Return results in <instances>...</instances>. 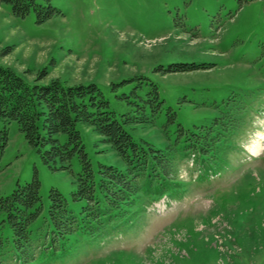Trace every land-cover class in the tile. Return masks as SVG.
I'll list each match as a JSON object with an SVG mask.
<instances>
[{
  "label": "rangeland",
  "instance_id": "1",
  "mask_svg": "<svg viewBox=\"0 0 264 264\" xmlns=\"http://www.w3.org/2000/svg\"><path fill=\"white\" fill-rule=\"evenodd\" d=\"M35 2L50 3L54 14L37 23L33 11L18 18L0 3V66L29 83L41 70L67 85L94 83L118 119L126 108L119 95L136 88L144 96L154 85L176 122L163 111L152 126L124 128L137 144L176 145L177 181L166 196L152 195L156 186L143 181L121 215L80 225L52 245L45 240L49 191L56 188L80 221L85 202L71 196L80 164L74 158L70 170H49L16 123L0 121L8 134L0 195L34 171L41 185L43 211L31 226L36 256L27 264H264V0ZM181 65L196 69L175 71ZM232 96L248 108L238 129L209 156L184 150L177 124L186 135L208 126ZM76 128L95 172L99 164L125 171L89 127ZM165 198L166 208L150 206ZM3 219L0 212V264H25Z\"/></svg>",
  "mask_w": 264,
  "mask_h": 264
},
{
  "label": "trees",
  "instance_id": "2",
  "mask_svg": "<svg viewBox=\"0 0 264 264\" xmlns=\"http://www.w3.org/2000/svg\"><path fill=\"white\" fill-rule=\"evenodd\" d=\"M0 3L9 5L12 15L18 18L33 11L37 23L45 22L55 12L50 3L41 6L35 0H0ZM178 69L175 71L195 70L196 67L181 65ZM47 78L46 70H41L29 83L10 68L0 66V121L16 123L27 144L49 170H70L74 158L80 164L73 182L76 189L71 194L74 201L85 202L80 221L68 209L65 198L56 188L49 191V229L45 240L53 245L77 232L80 225L101 226L104 218L121 215L135 203L143 181L149 187L156 186L152 195H164L167 186L176 184V145L156 149L148 143L137 144L124 128L125 124L152 126L163 111L167 123H175L176 115L163 105L164 100L154 85L144 96L136 88L119 95L126 108L118 119L96 84L67 85L59 79ZM232 98L224 103L221 115L206 127L196 128L197 131L186 135L188 131L177 124L178 137L185 136L184 150L209 156L218 149V144L238 129L248 108L242 99L234 101ZM77 124L89 127L101 143L109 146L124 161L125 171L99 164L95 172ZM7 142L8 134L4 129L0 132V159ZM40 187L34 171L29 182L17 183L9 195H0L2 223L11 230L14 249L25 264L34 261L36 256L31 226L43 211Z\"/></svg>",
  "mask_w": 264,
  "mask_h": 264
}]
</instances>
